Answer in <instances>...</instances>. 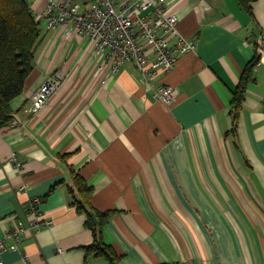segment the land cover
<instances>
[{
  "label": "crops",
  "instance_id": "obj_1",
  "mask_svg": "<svg viewBox=\"0 0 264 264\" xmlns=\"http://www.w3.org/2000/svg\"><path fill=\"white\" fill-rule=\"evenodd\" d=\"M36 18L46 0L28 2ZM196 50L146 80L134 61L115 75L89 40L40 21L34 69L0 127V234L20 224L6 264H110L95 241L72 172L111 211L103 242L117 264H264V62L256 64L237 126L233 91L264 41V0H167ZM62 84L39 113L33 94ZM162 86L178 94L157 98ZM23 163L10 162L12 153ZM34 203V206L32 205ZM90 208V207H89ZM51 219L35 228L34 214Z\"/></svg>",
  "mask_w": 264,
  "mask_h": 264
},
{
  "label": "built area",
  "instance_id": "obj_2",
  "mask_svg": "<svg viewBox=\"0 0 264 264\" xmlns=\"http://www.w3.org/2000/svg\"><path fill=\"white\" fill-rule=\"evenodd\" d=\"M38 18L46 21L48 29L62 25L88 39L100 58L98 68L113 75L126 61H134L149 80L160 71L172 70L182 56L196 50L195 40L179 30L178 17L168 7L167 0H46ZM258 47L260 64L264 62V41ZM61 77L60 72L55 73L33 94L30 107L33 114L39 113L60 88ZM177 94L174 86H162L156 92L157 98L166 103ZM9 161L22 169L17 153L13 152ZM33 214L35 228L40 226L39 221L46 226L53 222L42 213ZM26 231V226L20 224L0 234V254L18 249ZM22 261L31 264L28 253H23ZM0 264L6 263L0 259Z\"/></svg>",
  "mask_w": 264,
  "mask_h": 264
},
{
  "label": "trees",
  "instance_id": "obj_3",
  "mask_svg": "<svg viewBox=\"0 0 264 264\" xmlns=\"http://www.w3.org/2000/svg\"><path fill=\"white\" fill-rule=\"evenodd\" d=\"M240 0L245 9L252 13L250 2ZM40 21L29 3L24 0H0V127L8 124L13 117L11 101L25 88L26 81L34 69L35 49L40 39ZM258 56L244 69L240 82L233 91L232 113L234 128ZM76 190L81 198L78 209L87 213V225L95 235V241L85 247L87 254L106 256L110 264H117L119 258L110 245L103 242L102 228L111 211H99L90 205L93 188L77 172H72ZM90 207V208H89Z\"/></svg>",
  "mask_w": 264,
  "mask_h": 264
}]
</instances>
